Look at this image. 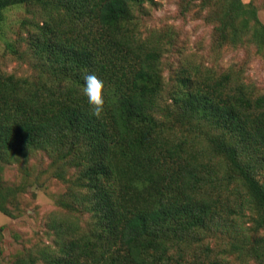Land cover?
<instances>
[{"label": "trees", "instance_id": "obj_1", "mask_svg": "<svg viewBox=\"0 0 264 264\" xmlns=\"http://www.w3.org/2000/svg\"><path fill=\"white\" fill-rule=\"evenodd\" d=\"M145 1L0 0V21L13 6L35 14L23 21L35 72L0 69V211L22 214L9 164L31 175L43 153L44 171L68 184L52 242L12 264H264V94L194 68L169 101L163 45L139 29ZM215 2L204 0L219 11V43L264 51L256 5ZM86 73L104 82L98 116Z\"/></svg>", "mask_w": 264, "mask_h": 264}, {"label": "rangeland", "instance_id": "obj_2", "mask_svg": "<svg viewBox=\"0 0 264 264\" xmlns=\"http://www.w3.org/2000/svg\"><path fill=\"white\" fill-rule=\"evenodd\" d=\"M243 1L256 5L264 24V0ZM141 10L136 14L141 36L148 39L152 35L149 40L157 45L161 43L164 48L162 67L169 101L176 75L194 68L216 75L233 72L251 94H264V51L249 41L220 44L216 36L219 11L214 4L205 5L204 0H146ZM4 15L0 21V69L18 76H31L35 72L34 59L24 40L28 31L23 21L35 14L28 7L18 5L6 10ZM10 42L17 44L20 56L10 51L7 46ZM46 165L47 160L41 153L31 161V175L22 171L18 163L7 165L3 171L9 184L18 185L22 214L11 217L0 211V264H12L24 249L52 242L49 220L52 212H63L60 198L66 196L68 184L53 177L50 171H44ZM206 240L212 246L223 241L214 235ZM235 256L229 258L235 259ZM236 264L241 263L236 260Z\"/></svg>", "mask_w": 264, "mask_h": 264}, {"label": "clouds", "instance_id": "obj_3", "mask_svg": "<svg viewBox=\"0 0 264 264\" xmlns=\"http://www.w3.org/2000/svg\"><path fill=\"white\" fill-rule=\"evenodd\" d=\"M84 85L82 93L86 97V102L91 106L93 114L99 115L104 108V82L95 73L84 75Z\"/></svg>", "mask_w": 264, "mask_h": 264}]
</instances>
